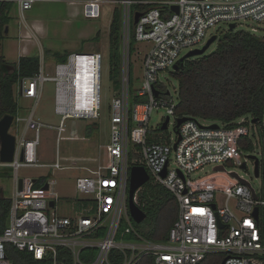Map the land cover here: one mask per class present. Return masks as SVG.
Wrapping results in <instances>:
<instances>
[{
    "label": "built area",
    "instance_id": "1",
    "mask_svg": "<svg viewBox=\"0 0 264 264\" xmlns=\"http://www.w3.org/2000/svg\"><path fill=\"white\" fill-rule=\"evenodd\" d=\"M15 1L24 12L38 0ZM104 4L117 6L122 54L121 89L111 104L110 141L105 146V162L75 180L77 197L73 198V208L76 210L67 215L59 212V196L53 183L46 191L34 190L35 180L18 178L21 168L63 169L57 160L51 165L38 163L36 149L41 128L57 129L59 135L66 119L99 118V53H73L65 62L54 65L53 75L44 74L40 68L35 76L18 79L13 86L14 97L31 100L34 105L26 118L18 115L13 118L14 132H18L22 123V133L17 138L9 130L15 139L13 161L0 163V167L14 170L8 223L0 234V264H13L7 256L8 247L28 252L34 260L44 264H111V251L121 254L122 264H136L144 256H152L154 264H198L209 254L224 255V264H264L261 160L249 155L258 162L257 178H262L258 190L245 179L249 185L237 179L234 185L222 190L204 186L202 181L196 184L191 181V175L206 165L213 169L223 167L225 172L227 163L234 162L240 167L245 164L239 159L244 152L239 147L240 141L249 148L250 154L259 150V155L264 157V115L255 123L251 117H243L231 129L218 124L217 128H210L199 119L191 118L175 129L177 103L159 80L164 72H174L183 50L192 51L203 44L215 26L225 25L230 31V25L235 28L244 25L243 31L254 36L263 31L260 28L264 27V0H85L80 3L81 14L85 19H98ZM136 14L139 18L134 24ZM132 38L135 43L151 45L143 61L141 86L134 91L137 97L144 99L137 104H131L129 95ZM84 59L91 63L87 74H90V85L96 89L92 94L95 104L87 107L81 102L79 90L84 70V63L80 62ZM45 82L54 84V113L60 117L57 128L33 117ZM160 108L169 119L167 128L161 130L163 119L158 127L150 129V116ZM172 119L175 140L165 136ZM29 132L33 133L32 138L28 137ZM131 163L143 167L148 182L166 189L177 202V218L165 242L144 239L131 223L128 211ZM136 200L135 195V203ZM255 209L258 210L256 218ZM130 234L134 237L132 241L122 239ZM118 236L121 239H117Z\"/></svg>",
    "mask_w": 264,
    "mask_h": 264
},
{
    "label": "rangeland",
    "instance_id": "2",
    "mask_svg": "<svg viewBox=\"0 0 264 264\" xmlns=\"http://www.w3.org/2000/svg\"><path fill=\"white\" fill-rule=\"evenodd\" d=\"M83 2L85 0H41L34 3L32 8L24 11L22 16L17 3H12L9 7V22L6 26L7 35L1 42L2 55L9 65H15L18 61V26L21 28L23 22L39 20L45 26L47 32L40 39L33 41L29 55L39 58L40 68L44 74L53 75L54 64L58 61L57 57L66 56L73 53L101 55L100 72V110L99 118L92 119H66L58 135L57 129L43 127L40 130V143L37 147L39 164L51 165L56 160L62 170H56L51 167H31L21 168L18 171V178H29L32 180L44 179L54 181V191L59 196L57 205L60 207V214H70L75 211L73 208V198L77 197L75 191V180L78 177L87 175V170H94L98 165L105 162V146L110 141L111 127V104L117 97L121 89L119 79L110 77V50H109V26L113 20L117 6L104 4L101 8V16L98 19H85L81 14V7H71L68 3ZM176 1V0H167ZM227 26L218 25L208 32V37L203 44L193 49H201L206 41L211 37H221L227 32ZM236 30H244V25H237ZM263 30L256 36L261 37ZM99 35V39L94 37ZM211 35V36H210ZM151 45L147 42H137L131 44L129 54L130 60V91L133 92L141 86L143 77L144 57ZM216 43H213L206 53H211L215 49ZM121 48V46H120ZM44 50L51 54H45ZM189 49L182 51V57ZM122 57V54H121ZM160 83L169 92L174 103H177L178 83L170 72H164L159 76ZM18 106L17 115L20 118H26L33 109V101L23 98H16ZM45 125L57 128L60 117L54 113V84L45 82L42 85V94L38 101L34 115ZM166 114L163 108L154 110L150 116L149 128L158 127L161 120H165ZM203 125L213 124L210 121L200 120ZM23 124L19 125V130L15 133V126L10 127V133L17 138L21 136ZM166 137L175 140L174 120L170 121L169 127L165 133ZM28 137L32 138L33 133L29 132ZM138 150V148H135ZM254 155L261 160L264 165V157L259 155V150L255 154L243 152L240 155L241 161H245V169H241L236 163H227L225 172H215L213 167L206 165L201 170L191 175V181L196 184L202 181L204 186L216 189H226L237 182V179L229 175L235 172L241 178L247 180L251 186L258 190L262 178L255 177L254 163L252 159L247 158ZM14 170L8 167H0V190L4 198L11 199L13 194ZM137 195V194H136ZM221 197L219 196V201ZM124 214V212H123Z\"/></svg>",
    "mask_w": 264,
    "mask_h": 264
},
{
    "label": "trees",
    "instance_id": "3",
    "mask_svg": "<svg viewBox=\"0 0 264 264\" xmlns=\"http://www.w3.org/2000/svg\"><path fill=\"white\" fill-rule=\"evenodd\" d=\"M8 14V3L0 2V120L4 116H17L18 106L13 94L17 80L31 78L40 69L39 58L35 56L21 57L17 65H9L5 61L1 42L9 22ZM94 39L98 40L99 35ZM134 42L132 38L129 54ZM214 43L216 46L211 53L205 52L184 60L182 64L179 62V69L171 72L178 83L175 116L210 121L228 129L235 128L236 122L243 117L260 121L264 115V37L233 30L216 37ZM120 46V18L116 10L109 26L110 77L114 79H119L120 74ZM68 56L57 57V62H65ZM129 95L131 104L144 100L130 89ZM239 147L244 152L250 151L241 141ZM135 165L131 163V167ZM45 183L46 180L38 179L33 189L38 190ZM136 194V204L146 214L145 220L139 224L131 219L136 233L151 242H165L177 218L175 198L166 189L151 182H147ZM262 196L264 199V181ZM9 209L10 199L0 194V234L7 226ZM122 239L132 241L134 237L130 234ZM7 256L13 264H44L34 260L28 252H19L12 247L7 248ZM223 259L222 254H209L198 264H220ZM109 262L122 264L121 254L111 251ZM136 264H154V258L144 256Z\"/></svg>",
    "mask_w": 264,
    "mask_h": 264
},
{
    "label": "water",
    "instance_id": "4",
    "mask_svg": "<svg viewBox=\"0 0 264 264\" xmlns=\"http://www.w3.org/2000/svg\"><path fill=\"white\" fill-rule=\"evenodd\" d=\"M173 11L176 12V7L172 8ZM139 18V14H136L134 17V24L137 23ZM235 28L234 25L229 26V30L233 31ZM7 29H5L6 32ZM216 41V37L212 36L209 38L205 45L201 49H194L192 51H189L186 53L181 59H180V64L184 62V60L200 56L206 52V50ZM179 69V66L176 65L173 70L174 72ZM155 95H157L156 92H154ZM13 117L11 116H4L0 120V163H11L13 161V155H14V145H15V139L14 136H12L9 133V129L12 123ZM189 120V118H178L176 120L175 124V129L178 128L182 123L186 122ZM169 119L166 118L164 123L161 126V130H166L167 125H168ZM253 123L257 122V120H253ZM217 124H212L210 125V128H217ZM179 140V139H178ZM249 159H254L252 156H247ZM20 160H23V153L20 155ZM245 164L241 165V169H245ZM215 172H221L224 171L223 167H215L213 169ZM254 174L255 177L259 176V170H258V162L256 159H254ZM129 186H128V211L131 219L136 223L139 224L143 222L146 218V214L136 205L134 202V197L136 193L148 182L149 177L147 172L143 167L140 166H133L130 169V174H129ZM231 176L238 179L242 184L249 185L247 181L244 179L240 178L237 173L233 172L231 173ZM35 182V181H34ZM19 189L21 188V181L18 183ZM48 189V185L45 184L42 187L43 191H46ZM254 198L256 199V196L253 193ZM52 202L50 205L52 206ZM214 207V206H213ZM258 210L255 209L253 212V216L256 218L257 217ZM225 259L220 264H224Z\"/></svg>",
    "mask_w": 264,
    "mask_h": 264
},
{
    "label": "crops",
    "instance_id": "5",
    "mask_svg": "<svg viewBox=\"0 0 264 264\" xmlns=\"http://www.w3.org/2000/svg\"><path fill=\"white\" fill-rule=\"evenodd\" d=\"M39 1H41V0H38L37 2H39ZM2 2L8 3L9 7H10V5L12 3H17L15 0H4ZM80 3L73 2V1H69L68 4L71 7H76V6L81 7L80 6ZM17 5H18V3H17ZM18 9H19V6H18ZM19 11H20V9H19ZM22 13L23 12L20 11V15L21 16H22ZM9 19H10V17H9ZM22 25L23 26L21 28L19 26L17 27L18 28V31H17V39H18V43H19V45H18V52H20V55L18 56V61H19V59L21 57L30 56L29 55V52H30V48L32 47L33 41L40 40L46 34V32H47L45 26L39 20H31V21H26L25 20ZM5 35H7V30L5 32ZM44 52H45V54H51V55L53 54L50 51H47L46 52L44 50ZM18 61H17V63H18ZM17 63L15 65H17ZM37 156H38V151L36 149V157ZM51 183H53V186H54L55 182L54 181H50V180H46V183L45 184L49 185ZM53 189H54V187H53ZM13 190H14V181H13ZM0 194H2V191L1 190H0ZM7 223H8V220H7Z\"/></svg>",
    "mask_w": 264,
    "mask_h": 264
},
{
    "label": "bare ground",
    "instance_id": "6",
    "mask_svg": "<svg viewBox=\"0 0 264 264\" xmlns=\"http://www.w3.org/2000/svg\"><path fill=\"white\" fill-rule=\"evenodd\" d=\"M80 63H84V70L82 73V81L79 86V90L81 91V102L84 103L83 106H93L95 101H92V94L93 92L96 93V89L93 90V87L90 85V74H87V71H90L91 63L88 62L86 59L82 60ZM85 97V99H84ZM88 99V100H87ZM86 100V101H85Z\"/></svg>",
    "mask_w": 264,
    "mask_h": 264
}]
</instances>
